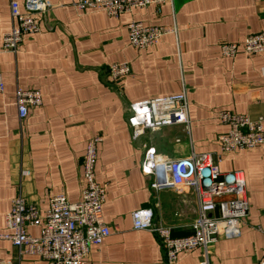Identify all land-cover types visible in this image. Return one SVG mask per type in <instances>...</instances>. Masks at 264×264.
I'll list each match as a JSON object with an SVG mask.
<instances>
[{"label":"crops","instance_id":"1","mask_svg":"<svg viewBox=\"0 0 264 264\" xmlns=\"http://www.w3.org/2000/svg\"><path fill=\"white\" fill-rule=\"evenodd\" d=\"M10 1L0 0V232L12 200L22 195L49 209V200L64 194L82 196V162L87 142L102 137L97 148L96 181L106 187L104 220L111 234L93 246L86 264H167L157 234L135 230L131 213L151 208L155 223L172 227V236L192 232L197 202L193 190L154 192L140 166L144 144L168 158L191 152L222 156L221 171H243L250 210L235 237L207 247L209 264H259L264 260V145L223 154L218 142L228 126L221 110L264 118V54L224 57L221 42L239 43L264 32V0H173L137 7L119 17L104 10H80L77 0H50L41 29L26 35L16 53L3 50V34L13 25ZM22 3L23 0H14ZM175 26L158 45H130L127 25ZM126 63L131 73L113 83L108 67ZM18 87L38 89L42 106L20 120ZM185 90L190 132L181 126L147 131L134 141L129 107L137 101ZM180 139V141H177ZM41 227H29L38 237ZM0 259L10 264H46L0 240ZM203 250L183 252L177 264H200Z\"/></svg>","mask_w":264,"mask_h":264},{"label":"built area","instance_id":"2","mask_svg":"<svg viewBox=\"0 0 264 264\" xmlns=\"http://www.w3.org/2000/svg\"><path fill=\"white\" fill-rule=\"evenodd\" d=\"M173 0H77L73 6L80 10H104L110 17L137 7L157 6ZM50 0L10 1L12 28L3 34L2 48L16 53L23 37L40 31L42 17L53 8ZM130 45L139 49L158 45L164 35L177 33L175 26H146L140 21L127 25ZM224 57L235 58L240 52L247 56L264 54V32L248 36L242 44L221 42ZM108 76L113 83L131 73L126 63H114L108 67ZM264 74V67L262 69ZM0 90L1 84H0ZM18 117L26 119L35 107L42 106V93L38 89L18 87L15 95ZM220 120L228 126L219 139L223 154L238 150H251L264 145V118L252 119L246 114L229 110L218 113ZM134 141L147 131L154 132L170 126H181L183 132H190L189 106L185 90L166 97L137 101L129 107L127 117ZM102 137L93 136L87 142L82 162V196L78 202H69L64 194H56L49 200V209L41 214L35 204L22 195L14 198L11 210L5 216L6 231L0 232V240L10 241L19 255L41 257L46 264H86L93 246H101L111 234L104 220L103 207L106 187L96 181L95 165L98 145ZM180 141V139H177ZM144 158L141 170L148 178V186L154 192L193 190L197 202L196 216L191 223L188 236H172V227L155 223L151 208H142L131 213L133 228L148 230L157 234L165 249L167 264H177L183 252L195 248L203 250L200 264H209L207 247L222 237H235L240 226L247 219L250 210L246 178L243 171H221L222 156L205 152H191L187 157L168 158L157 152L155 146L144 144ZM41 227L38 237L28 233L29 227ZM0 259V264H10ZM259 264H264V260Z\"/></svg>","mask_w":264,"mask_h":264}]
</instances>
